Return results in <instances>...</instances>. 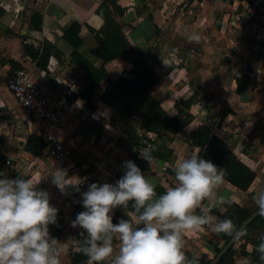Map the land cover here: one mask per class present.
Segmentation results:
<instances>
[{
	"label": "crops",
	"instance_id": "1",
	"mask_svg": "<svg viewBox=\"0 0 264 264\" xmlns=\"http://www.w3.org/2000/svg\"><path fill=\"white\" fill-rule=\"evenodd\" d=\"M99 2L0 0V168L7 178L15 179L22 175L38 180L55 168L46 161L41 148L39 155L24 150L28 136L40 138V122L20 109L5 89L4 78L15 69L9 61L16 68L26 69L50 102L74 95L66 109L59 108L62 120L60 134L65 143L73 147V157L80 164L79 172L68 175L78 178L80 173H85L87 180L79 191L69 186L67 194H62L51 183L50 175L41 179L38 185L49 193V203L58 209L57 223L49 225V232L67 245V252L60 257L61 264H71L70 254L77 251L72 240L82 242L87 235L81 236L84 230L79 226H71L77 213L84 210L81 193L91 183L115 184L123 175V162L133 157L140 158L138 150L143 147L142 140L155 148L153 162L146 161L147 169H140L156 185L158 195L174 183L171 165L198 150L185 141L184 135L199 124L212 125L213 134L255 173L246 191L224 180L216 189L218 194L243 206L249 193L262 188V184L264 186V170L262 173L261 168H257L259 164L264 167V96L259 89L264 88V74L257 71L258 67L264 68L258 63V60L264 62V56L249 55L252 77L240 92H236V80L229 76L222 57L223 50L230 47L244 54L248 52L247 29L233 23L239 0H116L122 12L114 19L132 52L104 63L95 53L97 43L93 36L102 22L94 13ZM32 12L41 15L39 29L28 25ZM72 21L79 24L76 36L80 43L75 48L78 56L95 67L102 64L112 81L121 69L130 67L135 56L142 55L159 75L149 93L168 116L177 112L179 99H186L199 90L200 94L195 96L198 101L184 109L191 116L189 122L176 134L145 130L141 117L135 113L126 124L120 123L116 120L120 104L108 106L98 99L105 85L103 79L92 88L90 103L93 109L84 108L79 93L87 84L85 71L70 56L72 47L62 38V33ZM193 32L200 35L199 42L189 41L188 36ZM67 39L72 42L75 35L70 34ZM23 40L33 48L41 45L50 47L46 66L51 71L47 67L40 70L35 66L23 50ZM194 78L197 80L195 84L192 83ZM207 93L210 97L206 96ZM205 103L212 104L208 111L204 110ZM223 110L226 113L215 126ZM144 132H149L151 138L146 139ZM75 196L80 200L78 207L75 206ZM225 206L214 212L220 219H224L221 215ZM126 212L130 211L117 207L112 213L114 223L121 218L129 219ZM228 237L217 235L207 227L188 232L184 236V251L189 257L205 255V258H211L214 248L221 246ZM114 247H119L118 239L114 240ZM250 248L251 242L247 241L243 250L249 252ZM233 250L232 264H243L245 257L239 254L241 250H235L234 245Z\"/></svg>",
	"mask_w": 264,
	"mask_h": 264
},
{
	"label": "clouds",
	"instance_id": "2",
	"mask_svg": "<svg viewBox=\"0 0 264 264\" xmlns=\"http://www.w3.org/2000/svg\"><path fill=\"white\" fill-rule=\"evenodd\" d=\"M188 39L199 42L200 35L193 32ZM257 71L264 74V68ZM154 150L148 145L139 156L152 163ZM122 168L123 175L115 184L91 183L81 193L84 210L77 213L71 226H79L84 230L81 236L87 235L82 242L69 239L88 258L87 264H199L198 257H189L184 251L186 233L207 227L236 240L246 235L231 219L214 214L231 203L216 191L226 173L201 157L199 150L171 165L174 183L159 195L156 185L132 160L124 161ZM49 175L62 194H67L69 186L79 191L82 181L70 177L64 168L55 167L38 180L22 175L9 179L0 172L4 176L0 179V264H61L67 245L49 232V225L57 223L58 209L49 203V193L38 187ZM252 199L259 215L264 216V187L254 190ZM129 205L133 210L126 212L129 219L113 223L114 210ZM117 239L119 247L115 248ZM253 251L259 264H264V237L249 249ZM243 264H252L251 256L245 257Z\"/></svg>",
	"mask_w": 264,
	"mask_h": 264
},
{
	"label": "trees",
	"instance_id": "3",
	"mask_svg": "<svg viewBox=\"0 0 264 264\" xmlns=\"http://www.w3.org/2000/svg\"><path fill=\"white\" fill-rule=\"evenodd\" d=\"M121 12L122 9L116 4V0H100L94 9V13L102 21L98 30L93 32L94 39L97 43L95 53L101 59L102 63L132 52L129 43L121 31L119 23L114 19V16L116 14H121ZM40 24L41 15L38 12H32L28 19V25L33 29H39ZM78 29L79 24L72 21L62 33V38L72 47L70 56L85 71L84 78L86 79L87 84L79 93L84 108L88 110L93 109V106L90 103L91 91L93 86L103 79L105 85L101 90L98 99L108 106H111L114 103L120 104V108L116 114V120L118 122L126 124L131 115L135 113L141 117L143 128L145 130H151L157 134L161 131L176 134L189 122L191 116L187 112H184V109H187L191 103L198 101L195 98V93L186 99H179L177 103V112L172 116H168L149 93L155 83L159 80V75L146 63L142 55L139 54L135 56L131 60L130 67L121 69L116 79L112 81L109 79L102 64L95 67L78 56L75 51V48L80 43L79 37L76 36ZM70 34L75 35V39L72 42L67 39ZM23 50L30 59L33 60L37 68L45 70L47 59L50 55V47L47 45H41L33 48L30 44L23 43ZM9 64L16 69L17 66H15L12 61H9ZM246 82L247 79H237L235 87L236 92H240L245 87ZM73 99L74 95H69L65 98L67 103H71ZM225 113L224 110L220 112L215 126ZM211 128L212 125L199 124L193 130L186 133L184 139L189 145H192L199 150L201 157L206 160H211L214 164L225 170L226 175L224 180L226 182L241 191H246L255 177L254 171L240 161L225 142L213 134ZM33 141L36 142V144H32ZM42 147V139L35 136H28L24 143V150L33 155H39V150ZM132 161L135 164H139V168L147 169L146 161L144 159L133 157ZM79 205L80 200L75 196V206L78 207ZM119 208L121 209V207ZM126 210L133 212L131 205H129V208ZM253 210H249L246 206L231 202L229 205L225 206V210L221 216L231 219L233 223L238 226ZM262 217L263 216L258 215L246 225L243 229L246 231V235L236 240L220 257L216 264L233 263V245L237 241L248 238L247 230L256 220L261 219V224L264 228V220ZM255 245H258L257 241L252 244V247ZM221 246L214 248L213 256L219 251ZM239 254L244 257L251 256L252 264H259L258 254L256 252L253 251L250 253L241 249ZM69 258L71 264H87L88 259L78 250L70 254ZM211 258H205V255H202L201 258H199V264H208Z\"/></svg>",
	"mask_w": 264,
	"mask_h": 264
},
{
	"label": "built area",
	"instance_id": "4",
	"mask_svg": "<svg viewBox=\"0 0 264 264\" xmlns=\"http://www.w3.org/2000/svg\"><path fill=\"white\" fill-rule=\"evenodd\" d=\"M233 23L237 27L247 29L248 52L244 54L230 47L223 50L222 57L232 79L249 80L252 77L249 55L264 56V0H239V8L235 12ZM46 67L51 71L49 66ZM4 86L16 105L40 122L39 136L43 142L41 151L46 161L53 167L67 169L68 174L79 172L80 164L73 158V147L66 144L60 134L62 122L60 109L68 107L64 97H60L55 103L50 102L24 68L10 70L4 78ZM144 136L146 139L151 138L149 132H144ZM141 143L143 147L138 153L149 145L145 140ZM78 178L82 181L80 187L87 180V175L80 173Z\"/></svg>",
	"mask_w": 264,
	"mask_h": 264
},
{
	"label": "rangeland",
	"instance_id": "5",
	"mask_svg": "<svg viewBox=\"0 0 264 264\" xmlns=\"http://www.w3.org/2000/svg\"><path fill=\"white\" fill-rule=\"evenodd\" d=\"M245 36H243L244 38ZM181 44V43H180ZM177 58L179 57L178 55L176 56ZM258 63L260 64H263L264 65V62H261L260 60H258ZM187 78V77H186ZM189 79H191V77L189 76L188 77ZM259 79H261V77H259ZM264 80V79H262ZM197 82L196 78L192 79V83L195 84ZM200 89V88H198ZM197 89V90H198ZM262 92H263V96H264V88L263 87H260L259 88ZM200 94L199 93V90L197 92H195V96ZM208 95V96H207ZM207 97H210L209 94L207 93L206 94ZM212 106V104H209V103H205L204 104V110L208 111V108ZM259 114V113H258ZM264 116V115H262ZM261 119V118H260ZM256 121H259V118L256 120ZM212 122V121H211ZM256 129V127H255ZM252 132L254 133L255 130H252ZM251 137H254V135ZM249 146H253V145H249ZM74 158V157H73ZM75 159V158H74ZM76 160V159H75ZM260 167L261 170H262V173H263V170H264V167L260 166V164L257 166V168ZM262 187L263 184H262ZM252 196L253 194L252 193H249L247 196H246V202H245V205L243 206H246L249 210H253L254 208H256L257 206L255 205V203L253 202V199H252ZM242 206V205H241ZM263 220H264V216L262 217ZM247 234H248V238L247 239H244V240H241L240 242H236L234 244V248L235 250H243V248L245 247V243L248 241V242H251V245L256 242L257 240L260 242L261 241V238L264 237V228L262 227V224H261V219H258L256 220L247 230ZM254 241V242H253ZM235 252V251H234Z\"/></svg>",
	"mask_w": 264,
	"mask_h": 264
},
{
	"label": "water",
	"instance_id": "6",
	"mask_svg": "<svg viewBox=\"0 0 264 264\" xmlns=\"http://www.w3.org/2000/svg\"><path fill=\"white\" fill-rule=\"evenodd\" d=\"M259 215L258 208L254 209L238 226V229H244L246 225L255 217ZM236 241L232 237H228V239L221 246L219 251L210 259L208 264H216L220 257L227 251V249Z\"/></svg>",
	"mask_w": 264,
	"mask_h": 264
}]
</instances>
